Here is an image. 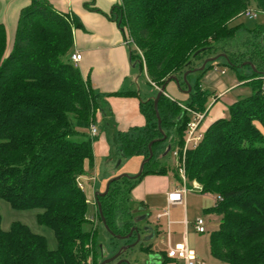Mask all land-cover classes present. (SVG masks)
<instances>
[{"label": "trees", "instance_id": "1", "mask_svg": "<svg viewBox=\"0 0 264 264\" xmlns=\"http://www.w3.org/2000/svg\"><path fill=\"white\" fill-rule=\"evenodd\" d=\"M247 8L264 13V0H119L112 7L110 18L122 29L127 26L132 38L130 60H137L153 88V96L140 104L143 125L119 130L112 116L103 120L107 131L109 126L114 130L118 156L146 158L148 143L161 137L152 98L169 76L186 89L183 73L218 53L235 70L250 61L264 71V26L229 25ZM81 27L74 15L55 10L47 0H30L20 10L5 54L6 32L0 24V198L15 209H39L37 222L53 230L57 243L49 249L43 236L17 221L7 230L0 226V264H100L103 259L96 223L88 217L90 203L77 181L93 167L89 127L103 98L135 91L102 94L82 78L71 61L72 31ZM238 30L244 32L239 46L221 44ZM245 67L250 73L242 77L248 78L251 93L228 104L227 116L209 123L183 158L187 180H196L200 193L215 197L203 212L219 216L208 246L220 264H264V76ZM198 79L183 102L160 95L157 109L166 138L151 145L153 156L141 175L113 181L98 196L113 233L129 232V193L144 175L171 173L179 181L178 164L165 165L158 150L170 141L181 147L192 113H206L212 92L201 88ZM95 214L102 223L97 206ZM139 250L152 252L151 245ZM159 253L166 262L164 251Z\"/></svg>", "mask_w": 264, "mask_h": 264}, {"label": "crops", "instance_id": "2", "mask_svg": "<svg viewBox=\"0 0 264 264\" xmlns=\"http://www.w3.org/2000/svg\"><path fill=\"white\" fill-rule=\"evenodd\" d=\"M47 1L55 10L74 15L81 23V28H74L72 31L73 48L71 54L81 55L80 60L76 62L75 66L79 69L82 78L89 81L93 90L102 94H110L119 90L135 91V95L131 96L105 95L101 103L103 108L96 112L95 119L100 122L112 116L119 130H127L131 126L143 125L145 120L140 110V104L153 96V88L151 87L150 94L141 98L139 92L133 87V83L137 79L136 67H139V64L137 60L133 62L130 60L129 48L124 44L125 33L116 21L109 16L112 7L119 5V0ZM29 3L30 0H0V24L4 26L6 32L5 54L9 52L12 46L20 10ZM85 3H89V7H94L97 11L87 8ZM226 89L222 90L219 94L213 95L212 100L214 102L206 110L201 122L200 129L202 132L213 120L223 117L222 108L215 105L216 99L222 96ZM164 94L180 102H183L187 98V93L177 88L175 82L172 80L166 84ZM210 112L211 117H208L207 114ZM98 141V143L92 145V152L95 155H97L98 151L105 150L106 146L104 139L102 140L100 138ZM92 170L93 167L88 174L79 177L80 181L84 184L83 191L89 203H92L90 200H93L94 203L95 192H102L105 188L104 182L113 176L112 172H110L106 181H99L96 184L98 180H95V177L92 175ZM91 180L93 183H90ZM178 182L171 173L164 175L146 174L130 190L128 205L133 208L141 206L144 212H146L147 208L151 207L159 210L157 214L161 213L165 210L164 206H167V192L177 187ZM97 185L100 188H97ZM189 193H191V196L185 194L183 204L170 206H203L202 210H204L214 204L215 197L211 194H200L199 192ZM169 216L170 213L168 210L167 216H163L166 219L168 230L169 226L173 223V220ZM149 225L155 229L151 221ZM168 234L169 231H167ZM153 240L152 246L158 251Z\"/></svg>", "mask_w": 264, "mask_h": 264}, {"label": "rangeland", "instance_id": "3", "mask_svg": "<svg viewBox=\"0 0 264 264\" xmlns=\"http://www.w3.org/2000/svg\"><path fill=\"white\" fill-rule=\"evenodd\" d=\"M254 11L256 12L255 18H248L244 15H239L234 20L229 22V25L241 23V25L247 29H252L257 25L264 26V13L258 12L256 10ZM125 28L127 30L128 35L130 36L127 26H125ZM243 36L244 32L242 30H238L234 39L223 42L221 44L228 47H237L239 46L241 39H243ZM249 73L250 71L247 69V67L242 66L239 67V69L235 70L234 68L227 65L225 58L218 57L216 60L208 62L206 64V68L203 73H200L198 71L189 73L188 82L190 85H193L195 81L199 78L198 80L200 87L212 92V95L208 98L206 110L214 102V100H212L213 95L219 94L222 90L227 88L223 95L219 96L218 99H216L215 105L220 106L222 108V115L223 117H225L228 114V103L238 98L246 97L251 93L250 84L247 83L248 78L242 77L244 75L247 76ZM136 76L137 79L136 82L133 83V87L139 92L140 97L143 98L145 95L151 93V87L147 82L144 71L139 69L138 66L136 67ZM210 115L211 112L207 114L208 117H211ZM102 124H104L103 121L99 122L97 119H95L94 125L97 128V131L93 134V136H91V138L93 139L92 145L94 143H98V140H100V138H102V140L104 139V142L106 144L105 150L98 151L97 155H95V153L93 154L92 175L95 177V180H98L96 184H98L99 181H106L110 172H112L113 176L119 174L134 176L139 170L140 163L143 159L142 156H118L116 154V141L113 140L114 130L112 127L109 126V129L107 131V129ZM167 145H170L171 147L170 150L165 153ZM183 149L184 144L181 147H177L176 145H174L173 141H170L169 144L164 142L158 150V152H160L158 156H162L161 161L165 163V165L170 168H176L178 162H180L181 164L182 155L184 154ZM175 171L179 176L178 168L175 169ZM78 181L81 182L80 179H78ZM106 182L104 183L106 184ZM187 182H189V180H187ZM90 183H93V181L91 180ZM97 188H100V186L97 185ZM82 189H84L83 183ZM187 194L191 196V193ZM90 201L92 203H90L88 217L92 220L93 224L96 223L97 240L105 249L106 254H110L115 251L117 247L125 244V242L109 237V233L106 231L103 224L100 223V221H98L96 218L95 202L93 203V200ZM202 207L203 206H170L168 208L170 213L169 218L173 220V223L169 226V230L167 228L166 219L164 217L157 219L156 215L159 210L153 209L151 207L147 208L146 213L148 214L149 220L152 222L153 225L158 224L161 229V232L155 238L156 241L155 239L153 240L158 251L152 252L148 255L147 258L143 257L139 252V247L141 244L140 242L134 245L133 247L128 248L125 251L124 256L129 259L130 264H157L153 262V259L160 258L159 252L165 249V239L167 236V231H169V238L171 239V242L174 243L182 241L183 238L186 236L188 245L197 252L198 256L206 264H220L215 258L210 255L208 246V235L211 231H213V229L217 227L219 216L215 213H204ZM129 208L131 209L133 207L129 206ZM164 209H166V206H164ZM132 211H134V208L132 209ZM184 211L185 217L189 222L186 230L184 228V225L181 223V220L184 216ZM39 212L40 210L37 208L15 209L11 207L8 202L0 198V226L3 230H7L12 222L17 221L23 223L32 232L43 236L46 240V245L49 249H55L57 243L53 230L50 229L48 226L37 222L36 214ZM197 218H202L204 220L206 231L203 233H198L193 228L192 223Z\"/></svg>", "mask_w": 264, "mask_h": 264}, {"label": "built area", "instance_id": "4", "mask_svg": "<svg viewBox=\"0 0 264 264\" xmlns=\"http://www.w3.org/2000/svg\"><path fill=\"white\" fill-rule=\"evenodd\" d=\"M241 15H244L248 18H255L256 12L251 8H247L241 13ZM123 31L125 33L124 44L129 47V45L133 44L132 38L128 35L125 27H123ZM136 51L140 55L141 60H143L141 52L138 49H136ZM80 57H81L80 54H71V61L73 62L74 65L76 64L77 61L80 60ZM203 118H204V112L203 113L193 112V118L188 123L185 136H184V149H183L184 153L188 148H193L197 144V142L200 140L201 135H202V131L200 127H201V122ZM96 131L97 129L94 126V124H91L89 127L90 135L93 136V134ZM183 158H184V154L182 155L181 164L180 162H178V171H179V178H180L178 185L171 191L167 192L166 209L163 212L158 213L156 215L157 219L163 216H167L168 207L170 205L183 204L185 194L189 192H199L200 193L202 191L201 185L196 180L187 182V178L185 176L184 167H183ZM78 186L82 188V183L79 181H78ZM181 223L184 225V228L186 230L189 222L187 221L185 215L183 216ZM193 228L198 233L205 232L206 229H205L204 220L202 218H197L196 220H194ZM164 253L166 255V258L168 259L166 263L164 264H206L198 256L197 252L188 245L186 236L183 238L182 241L173 243L171 242L169 238V234H168L167 239H166V248L164 250Z\"/></svg>", "mask_w": 264, "mask_h": 264}, {"label": "water", "instance_id": "5", "mask_svg": "<svg viewBox=\"0 0 264 264\" xmlns=\"http://www.w3.org/2000/svg\"><path fill=\"white\" fill-rule=\"evenodd\" d=\"M218 57L226 58V55H225L224 53H218V54H216V55H214V56H209V57H207V58H205V59L203 60V62L201 63L200 66L195 67V68H193V69H187V70L183 73V75H182V79H183V81L185 82V84H186V86H187L186 89H180L179 80H178V78H177L175 75H171V76H169V77L166 79V81H165V82H164V83L158 88V90H157L155 96L152 98V101H153V109H154V112H155V117H156V119H157V128H158L159 132L161 133V137H159V138H155V139H152V140L148 143V145H147V148H148V156H147L146 158H143V159H142V161H141V163H140V166H139V170H138V172H137L134 176H127L126 174H119V175L113 176V177H111V178H109V179L107 180V182H106V184H105V188H104V190H103L102 192H98V191L95 192V195H94V202H95V204H96V206H97V210H98V213H99V216H100L101 222H102L104 228L106 229V231H107L110 235L114 236L116 239H119V240H126V239H129L133 231L137 233V227H136V226H133V227L130 229V231H129L127 234H125V235L115 234V233H113L111 230H109V228H108V226H107V224H106V222H105V219H104V217H103V215H102L101 205H100V202H99V200H98V196H103V195H105V194L107 193V191H108V188H109L110 183H112L113 181L119 180L120 178H123V177H126V178H136V177H138L139 175H141V173H142V171H143V166H144V164H145L146 162H148V161L151 159V157L153 156V152H152V150H151V145H152L154 142H156V141H163V140H165L166 135L163 133V131H162V129H161V120H160V116H159L158 109H157V102H158V99H159L160 95H161V94H164V89H165L166 84H167L170 80H172V81L175 82L177 88H179L181 91H183V92H185V93L189 92V91L191 90V85L189 84V82H188L186 76H187L189 73H192V72H196V71H200V70H202V69L204 68V66H205L208 62L214 61V60H216ZM245 65H248V66L253 70V72L258 73V74L264 76V71H258V70H256V69L254 68V65H253L250 61H244V62H242L241 65H240V67L245 66ZM170 147H171L170 145H167L166 150H165V153L168 152V151L170 150ZM147 216H148V214L146 213L145 216L143 217V219H144V218H147ZM144 229H145V230H149L150 232H154V229H153V227H152L151 225H146V226L144 227ZM139 238H140V237H139V234L137 233V237H136V240H135V241H133V242H131V243H127V244H123V245H121V246L118 248V250H117L113 255H111V256H109V257H105V258H104V256L106 255L105 250H104V248L102 247V245L99 244V247H100V258H103L102 261L100 262V264H108V263L112 262L113 260H115V259L118 258V257H119L124 251H126L128 248H131V247H133L135 244H137V241L139 240ZM122 263H124V264H130L129 261L126 260V259H124V258H120V259H118V260L115 262V264H122Z\"/></svg>", "mask_w": 264, "mask_h": 264}, {"label": "flooded vegetation", "instance_id": "6", "mask_svg": "<svg viewBox=\"0 0 264 264\" xmlns=\"http://www.w3.org/2000/svg\"><path fill=\"white\" fill-rule=\"evenodd\" d=\"M130 210H131V214L130 215H131L132 223H133L132 226L130 227V229L133 226H136L137 227V233L139 234V237H140L139 240L137 241V244L141 242L140 247L141 246L151 245L152 252L156 251L153 248V246H152V240L154 239V236L156 237V235L161 232V229L159 228L158 224L154 225L155 226L154 232H150L149 230H145L144 227L146 225H149L150 224V220H149V217L148 216H147V218H144L143 219V217L145 216L146 212H144V210H143V208L141 206H137L136 208H134V211H132V209H130ZM155 230H157V233H155ZM137 233L134 232V231L132 232L130 238L128 239V240H130V242H128V243H131V242H133V241L136 240ZM123 241H125V240H123ZM142 243H144V244H142ZM125 244H127V243H125ZM139 252L141 253V255L143 257H146V258L148 257L149 254L152 253V252L145 253V252H141V251H139ZM124 253H125V251L118 258H116L115 260H113L112 262H110L108 264H115V262L118 259H120V258H124V259H126V260L129 261V259H127V257L124 256ZM109 256H111V255H105L104 258L105 257H109ZM153 262L154 263H157V264H164V263H166V262H163V260L161 259V255H160V258L159 259H156ZM122 264H124V263H122Z\"/></svg>", "mask_w": 264, "mask_h": 264}]
</instances>
